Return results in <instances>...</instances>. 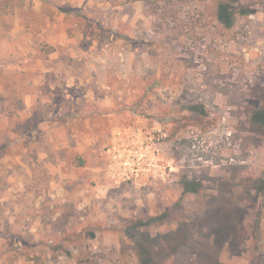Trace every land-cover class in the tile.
<instances>
[{
  "label": "rangeland",
  "instance_id": "rangeland-1",
  "mask_svg": "<svg viewBox=\"0 0 264 264\" xmlns=\"http://www.w3.org/2000/svg\"><path fill=\"white\" fill-rule=\"evenodd\" d=\"M220 1L0 0V264H264V0Z\"/></svg>",
  "mask_w": 264,
  "mask_h": 264
},
{
  "label": "trees",
  "instance_id": "trees-1",
  "mask_svg": "<svg viewBox=\"0 0 264 264\" xmlns=\"http://www.w3.org/2000/svg\"><path fill=\"white\" fill-rule=\"evenodd\" d=\"M253 13V9H251L249 6L240 4L238 0H222L218 3L216 9V16L218 20L226 27H232L238 17L251 15ZM194 109L198 110V107H194ZM252 121L256 125L264 127V105L253 109ZM184 185L185 190L187 191L198 190V188H193L194 185H196L195 182L186 181ZM144 253L147 252L144 251Z\"/></svg>",
  "mask_w": 264,
  "mask_h": 264
}]
</instances>
